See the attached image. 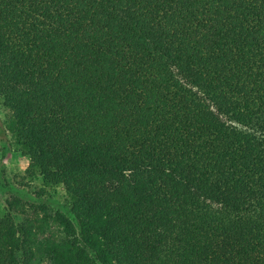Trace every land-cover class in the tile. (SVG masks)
Segmentation results:
<instances>
[{"label": "trees", "instance_id": "1", "mask_svg": "<svg viewBox=\"0 0 264 264\" xmlns=\"http://www.w3.org/2000/svg\"><path fill=\"white\" fill-rule=\"evenodd\" d=\"M0 105V264H264V0H0Z\"/></svg>", "mask_w": 264, "mask_h": 264}, {"label": "rangeland", "instance_id": "2", "mask_svg": "<svg viewBox=\"0 0 264 264\" xmlns=\"http://www.w3.org/2000/svg\"><path fill=\"white\" fill-rule=\"evenodd\" d=\"M7 114V111L0 105V208L5 206L3 199L9 194L15 193L33 201L45 200L53 207H60L64 202L62 188L49 189L44 193V196L49 195L46 198L35 194L41 186L40 179L25 175L24 169L27 166V158L19 152L13 151L9 146L7 131H4L3 128V121Z\"/></svg>", "mask_w": 264, "mask_h": 264}]
</instances>
